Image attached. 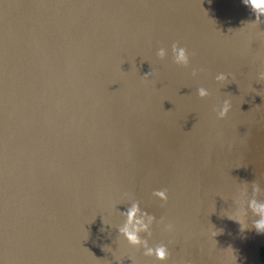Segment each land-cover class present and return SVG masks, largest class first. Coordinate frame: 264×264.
Here are the masks:
<instances>
[{"label":"water","instance_id":"95a60500","mask_svg":"<svg viewBox=\"0 0 264 264\" xmlns=\"http://www.w3.org/2000/svg\"><path fill=\"white\" fill-rule=\"evenodd\" d=\"M261 73L243 0H0V264H263Z\"/></svg>","mask_w":264,"mask_h":264},{"label":"clouds","instance_id":"9594fccd","mask_svg":"<svg viewBox=\"0 0 264 264\" xmlns=\"http://www.w3.org/2000/svg\"><path fill=\"white\" fill-rule=\"evenodd\" d=\"M243 3L246 7L250 8L254 14L257 16L259 13L264 12V0H243ZM172 51V57H173V63L177 66L181 67H187L189 66L190 63V58H189V53L188 50L184 47H180L178 44L174 43L171 48ZM167 55V50L165 48H160V50L157 52V56L163 60L165 56ZM193 75H197V71L193 70ZM216 81L218 83L223 82L227 79V76L223 73L217 75L215 77ZM259 80L264 81V73H261L259 76ZM199 95L201 97H204L207 95V92L201 88L199 90ZM231 107L228 103H225V106L223 110L219 111L218 113V119H225L230 112ZM158 196H160L162 199L167 200V195L165 192H158ZM264 207V206H262ZM138 211L137 207H133L131 210L128 212L129 219L131 220L132 218L135 217L136 213ZM254 228L256 229L257 234L264 235V218L261 220L257 221L254 223ZM144 228L146 229L147 226L145 225ZM125 234L128 236V239L132 243H139V238L135 233L128 232L127 229L123 230ZM147 255H155L157 259L163 261L168 258V252L165 247L160 246L157 247L155 250L153 249H148V252L146 253Z\"/></svg>","mask_w":264,"mask_h":264},{"label":"trees","instance_id":"16d2710c","mask_svg":"<svg viewBox=\"0 0 264 264\" xmlns=\"http://www.w3.org/2000/svg\"><path fill=\"white\" fill-rule=\"evenodd\" d=\"M260 255H261V261H262V263L264 264V249H262Z\"/></svg>","mask_w":264,"mask_h":264}]
</instances>
